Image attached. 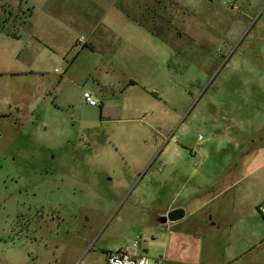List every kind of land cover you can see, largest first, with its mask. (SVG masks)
<instances>
[{"label":"rangeland","instance_id":"obj_1","mask_svg":"<svg viewBox=\"0 0 264 264\" xmlns=\"http://www.w3.org/2000/svg\"><path fill=\"white\" fill-rule=\"evenodd\" d=\"M179 5L141 20L155 34L108 16L78 49L63 16L31 29L8 12L36 24L42 4L0 0V38L68 43L38 75L26 51L0 62V264H105L135 241L163 264H264V0Z\"/></svg>","mask_w":264,"mask_h":264},{"label":"crops","instance_id":"obj_2","mask_svg":"<svg viewBox=\"0 0 264 264\" xmlns=\"http://www.w3.org/2000/svg\"><path fill=\"white\" fill-rule=\"evenodd\" d=\"M27 4L32 5V0H26ZM42 4L43 20L37 18L36 24H33L34 14L30 12L29 17H25L21 14H13L8 12L9 18L12 19L13 23L19 22L20 24L29 25L30 28L43 26L45 28H53L54 21L57 20V16H63V19L70 21L72 25L77 28L85 30L86 35H82L84 38L83 47L88 44L90 47L94 46V43H98L104 35L113 33V29L110 24L106 23L108 16L110 18L116 17L118 19L127 18V20L135 23L139 27H146L151 30L153 34L156 32L150 29L141 20L146 19L152 13H156L157 7H162L161 13L167 12L170 17H175L174 7L180 9L181 0H151L148 4L140 5L139 7L133 8L129 0H33ZM56 4H59L57 6ZM158 14H156V17ZM159 17V16H158ZM165 17V15H164ZM35 23V22H34ZM40 24V26L38 25ZM33 26V27H32ZM49 29V30H50ZM16 36H13V34ZM3 38H0V62L10 63L13 60H18L21 57L22 52L31 54L32 56V74H39L40 71L37 69V60H42L44 56V49H50V53L55 57H62L67 50L68 43L61 45L60 47H55L52 43L45 37H38L36 34L31 33L28 38L23 40V35H19L17 32H8ZM80 37V38H81ZM79 38L72 41V45L76 43ZM110 40V39H104ZM22 46L24 49L22 50ZM64 47V48H63ZM38 90L37 85H32V99L37 98L38 95L42 94L44 91ZM173 210V209H171ZM170 210V211H171ZM141 242H140V253H141Z\"/></svg>","mask_w":264,"mask_h":264},{"label":"built area","instance_id":"obj_3","mask_svg":"<svg viewBox=\"0 0 264 264\" xmlns=\"http://www.w3.org/2000/svg\"><path fill=\"white\" fill-rule=\"evenodd\" d=\"M229 2L231 0H225ZM84 38L81 37L74 46L78 49L83 47ZM57 71V70H56ZM85 97L91 105H95L94 101L90 100V95L85 94ZM105 264H163L162 259H150L140 253V241H135L131 246L121 248L116 251L106 253Z\"/></svg>","mask_w":264,"mask_h":264},{"label":"water","instance_id":"obj_4","mask_svg":"<svg viewBox=\"0 0 264 264\" xmlns=\"http://www.w3.org/2000/svg\"><path fill=\"white\" fill-rule=\"evenodd\" d=\"M185 217V211L183 209L177 208L173 209L166 216L159 218L158 222L160 224H166L167 222H177Z\"/></svg>","mask_w":264,"mask_h":264},{"label":"trees","instance_id":"obj_5","mask_svg":"<svg viewBox=\"0 0 264 264\" xmlns=\"http://www.w3.org/2000/svg\"><path fill=\"white\" fill-rule=\"evenodd\" d=\"M4 25H5V22H2V23L0 22V32H2V30L4 29ZM13 36H16V34L14 33ZM131 84L135 85L134 82H131Z\"/></svg>","mask_w":264,"mask_h":264},{"label":"flooded vegetation","instance_id":"obj_6","mask_svg":"<svg viewBox=\"0 0 264 264\" xmlns=\"http://www.w3.org/2000/svg\"><path fill=\"white\" fill-rule=\"evenodd\" d=\"M167 214H168V213L166 212V214H164L163 216H166ZM163 216H162V217H163ZM158 220H159V219H158ZM167 223H168V222H167ZM167 223H166V224H167Z\"/></svg>","mask_w":264,"mask_h":264}]
</instances>
